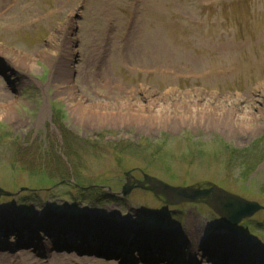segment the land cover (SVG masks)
<instances>
[{
	"label": "rangeland",
	"instance_id": "1",
	"mask_svg": "<svg viewBox=\"0 0 264 264\" xmlns=\"http://www.w3.org/2000/svg\"><path fill=\"white\" fill-rule=\"evenodd\" d=\"M0 50L7 264H169L176 250L184 263L189 246L199 257L200 241L213 235L215 249L226 246L220 236L241 257L250 244L264 256V210L231 225L204 201L170 205L139 188L121 194L131 170L264 204V0H0ZM45 170L56 172L46 180ZM54 216L79 221L85 233L51 234ZM95 223L161 229L169 243L86 232ZM174 235L181 243H170ZM124 247L131 255L120 259L114 253Z\"/></svg>",
	"mask_w": 264,
	"mask_h": 264
},
{
	"label": "water",
	"instance_id": "2",
	"mask_svg": "<svg viewBox=\"0 0 264 264\" xmlns=\"http://www.w3.org/2000/svg\"><path fill=\"white\" fill-rule=\"evenodd\" d=\"M130 179L123 186V194H127L135 185H130ZM136 186L146 188L153 192L155 196L163 195L169 204L180 202H197L200 199L205 202L226 222L236 224L244 217H249L264 206L254 201H247L237 195L224 191L217 186L208 188L192 186H171L153 177L144 175L143 181H136ZM144 184H148L145 186ZM3 191L0 190V194Z\"/></svg>",
	"mask_w": 264,
	"mask_h": 264
},
{
	"label": "bare ground",
	"instance_id": "3",
	"mask_svg": "<svg viewBox=\"0 0 264 264\" xmlns=\"http://www.w3.org/2000/svg\"><path fill=\"white\" fill-rule=\"evenodd\" d=\"M1 54H2V58H5L6 59V54L5 53H3V52H0ZM25 53H27L26 55H24V56H28V52H26L25 51ZM15 55V54H14ZM14 61H16V60H13V58H11V62H14ZM195 99H197V98H195ZM80 100L81 99H79V103H80ZM193 100V99H192ZM194 102V101H193ZM203 103H205V106L203 107V109L202 110H205L206 109V107L207 108H209V105H208V103L207 102H203ZM153 104L151 103V106H152ZM202 106V105H201ZM187 108H188V106H187ZM90 111H91V109H89ZM220 114L218 115V116H216L217 118H219L220 116H221V114H223V112H224V109L222 108V111H218ZM81 114V113H80ZM246 115H247V113H242V115H241V117H243V118H245L246 117ZM130 116H132V115H129V114H123V117H124V119L125 120H128L129 119V117ZM134 117H136V119L139 117V115H134ZM140 118V117H139ZM221 118V117H220ZM200 119L202 120L203 119V114L200 116ZM57 221H59L60 219H59V217H57V219H56ZM20 221V219H18V223L20 224L21 222H19ZM190 221V223L192 222V220H189ZM16 222V221H15ZM191 225L192 224H190V227H191ZM19 227H20V230H22L23 229V226L22 225H18ZM52 226H54V228L53 229H55V231H57L58 229L57 228H59V230H60V232H63L64 234H67V233H73L74 232V229L75 228H77L76 226H73L74 228H72L71 226H68V225H66V227H67V230H64V228L62 227V226H60L59 224H57V223H53L52 222V224H51V227ZM119 228L120 227H118L117 228V230H119ZM88 230V229H87ZM100 230H102V229H100ZM104 230V229H103ZM110 230H111V228H110ZM137 231V233L138 232H140V229L139 228H133V230H131V231ZM127 231V232H126ZM145 231V233H146V235H150L149 236V240L150 241H153V243H155V245H159V244H162L161 242L163 241V239H164V237H165V235H162V234H158L157 236H155V235H152V234H150V233H148V231L146 230V226L145 227H143V231L142 232H140L139 233V235H137V236H141V240L143 241V232ZM192 229H190V234H192ZM188 234V233H187ZM129 236H131V233H129V229L126 227V228H120V230H119V238L120 239H122L124 242H126V240L127 239H129ZM171 236V235H170ZM151 238V239H150ZM171 238H173V237H171ZM174 242L173 243H181L180 242V238L177 236L176 237V235H174ZM193 238H196V237H194L193 236ZM206 240H209L208 242H206V243H208L207 244V246H209L210 245V243L211 242H213V240H214V237H206L205 238ZM182 240V242H183V239H181ZM194 241H196L195 239H193ZM218 240H220V241H222V240H224L225 242H223V243H225V245H226V248L227 249H229L231 252H233L234 254H236V256L237 257H235L234 259H232L231 258V256H229L228 254H226V258H228L229 260H228V264H237V263H239L241 260H243V259H245V258H247V255H249L248 256V258H247V260H246V264H253V260L254 259H256V258H258V256H260V257H262L259 253H258V251L256 250V248L252 245V244H250L249 245V248L250 249H244L243 251V253H245V254H243V257H240L239 258V253H236V251L234 250V249H236V245L237 244H235V241H234V243H233V241H231V240H233V239H224V238H218ZM215 241H217L216 239H215ZM33 242H35V241H33ZM32 242V243H33ZM144 242V241H143ZM200 242H202L201 244H204V240H201ZM232 242V243H231ZM5 248H7V247H5ZM248 248V247H247ZM193 250L194 249H192L190 246H189V249L188 250H186V251H184L185 252V258H186V260H188V259H190V260H188V261H186L188 264H199V261H200V264H202L205 260H207V259H209L211 256L209 255V252L206 250V252L205 253H202V255H199V258L194 254V252H193ZM221 250H222V248H221ZM195 251V250H194ZM219 252V251H218ZM49 253H53L52 251L51 252H49ZM54 253H59V252H54ZM257 256V257H256ZM141 257V256H140ZM179 257H182V255L180 256V255H178L177 256V258H179ZM183 257V258H184ZM139 258V257H138ZM263 258V257H262ZM261 258V259H262ZM10 259H12V257L9 255V254H7L5 251H2V249H0V263H3V264H7L6 262H8ZM153 260V259H152ZM199 260V261H198ZM27 261H29V260H27ZM26 260H25V262H26V264H29L28 262H27ZM30 262V261H29ZM141 262V261H140ZM139 262V263H140ZM207 262V261H206ZM216 264H223V263H221V260L220 261H217L216 260ZM19 263V262H18ZM31 263V262H30ZM19 264H21V263H19ZM255 264H259V261L256 259V261H255Z\"/></svg>",
	"mask_w": 264,
	"mask_h": 264
}]
</instances>
